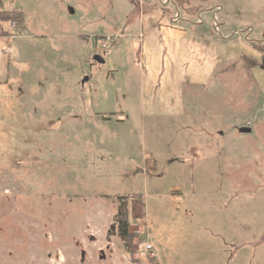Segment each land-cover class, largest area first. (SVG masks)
I'll use <instances>...</instances> for the list:
<instances>
[{"label": "rangeland", "instance_id": "rangeland-1", "mask_svg": "<svg viewBox=\"0 0 264 264\" xmlns=\"http://www.w3.org/2000/svg\"><path fill=\"white\" fill-rule=\"evenodd\" d=\"M0 264H264V0H0Z\"/></svg>", "mask_w": 264, "mask_h": 264}, {"label": "trees", "instance_id": "trees-1", "mask_svg": "<svg viewBox=\"0 0 264 264\" xmlns=\"http://www.w3.org/2000/svg\"><path fill=\"white\" fill-rule=\"evenodd\" d=\"M19 15L22 14L19 13L14 18L17 21L22 22L23 17L22 16L20 17ZM116 216H117L118 237L127 246L128 249L133 241V233L129 230V225H130L129 218L127 215L126 206L124 202L121 201L119 202Z\"/></svg>", "mask_w": 264, "mask_h": 264}, {"label": "water", "instance_id": "water-1", "mask_svg": "<svg viewBox=\"0 0 264 264\" xmlns=\"http://www.w3.org/2000/svg\"><path fill=\"white\" fill-rule=\"evenodd\" d=\"M94 58L98 61V60H100L101 58L99 57V56H97V55H95L94 56ZM238 130L240 131V132H250L251 131V128H249V127H241V128H238Z\"/></svg>", "mask_w": 264, "mask_h": 264}, {"label": "built area", "instance_id": "built-area-1", "mask_svg": "<svg viewBox=\"0 0 264 264\" xmlns=\"http://www.w3.org/2000/svg\"><path fill=\"white\" fill-rule=\"evenodd\" d=\"M105 38H107L106 40H112L111 37H105ZM143 247L146 250H150V249H152V244L151 243H147V242H143Z\"/></svg>", "mask_w": 264, "mask_h": 264}]
</instances>
